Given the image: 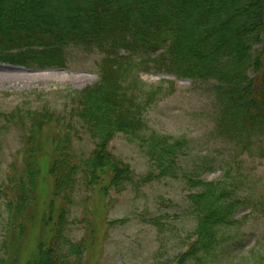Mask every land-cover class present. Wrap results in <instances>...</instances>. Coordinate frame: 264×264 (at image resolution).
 <instances>
[{"label":"trees","instance_id":"obj_1","mask_svg":"<svg viewBox=\"0 0 264 264\" xmlns=\"http://www.w3.org/2000/svg\"><path fill=\"white\" fill-rule=\"evenodd\" d=\"M69 45L104 52L98 78L57 90L61 108L17 116L25 125L23 167L3 185L0 264H81L92 241L68 236L77 192L104 196L130 182L179 174L191 189L195 225L176 262L207 264L244 197L235 182L201 177L200 166L183 172L185 138L145 131V112L159 90H144L135 69L210 81L218 136L249 148L264 134V0H0V62L63 67ZM80 130L93 139L86 154L74 148ZM117 132L138 140L152 170L135 180L131 165L109 148Z\"/></svg>","mask_w":264,"mask_h":264},{"label":"rangeland","instance_id":"obj_2","mask_svg":"<svg viewBox=\"0 0 264 264\" xmlns=\"http://www.w3.org/2000/svg\"><path fill=\"white\" fill-rule=\"evenodd\" d=\"M103 55L98 48L69 45L63 67L0 62V255L5 254L1 243L7 216L3 185L7 177L21 174L23 167L25 125L17 116L25 109L61 108L63 98L57 90L80 89L95 82ZM135 74L144 90H159L145 112V131L185 138L180 169L200 166L201 177L235 182L236 194L244 197L234 222L223 228L216 256L207 264H259L264 260V134L254 137L246 149L218 136V105L210 81L178 78L147 65L136 68ZM73 144L77 153L86 154L93 139L80 130ZM109 148L131 165L135 180L153 169L136 138L117 132ZM190 190L179 174L130 182L124 190H110L104 196L77 192L68 236L92 241L81 264H177L178 254L193 238ZM26 248L31 250L32 241L26 242ZM186 264L196 263L189 260Z\"/></svg>","mask_w":264,"mask_h":264}]
</instances>
